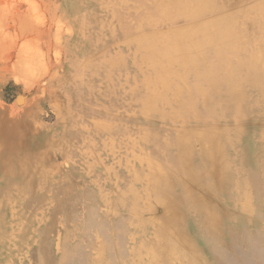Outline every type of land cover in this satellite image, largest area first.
<instances>
[{
	"label": "rangeland",
	"instance_id": "obj_1",
	"mask_svg": "<svg viewBox=\"0 0 264 264\" xmlns=\"http://www.w3.org/2000/svg\"><path fill=\"white\" fill-rule=\"evenodd\" d=\"M80 1L0 0V115L11 120L22 116L33 127L24 137L25 146L6 161L7 179L4 174L0 177V264H31L36 250L57 252L71 232L87 234L86 222L91 218L80 209L84 206L86 212L88 203L97 199L90 195L89 183L106 188L116 215L133 214V264H214L204 241L213 236L221 241L225 233H211L201 201L219 214L226 213L221 231L228 229L229 252L243 255L249 243L241 238L257 239L258 225H264L254 211L259 204L253 189L241 191L250 203L243 210L245 199L236 185L243 161L254 166L252 153L264 179V97L247 86L238 107L241 117L233 118L236 106L226 99L223 87L213 94L202 85L210 99L207 106L195 89L194 70L183 59L168 61L173 30L218 12L200 21L172 23L174 10H159L138 25L133 9L137 1L146 0H125L118 16L108 0H84L119 30L120 55L99 70L98 80L91 85L95 95L110 100L100 104L78 96L83 65L97 54L99 60L112 57L113 44L91 53L84 50L85 43L79 42L77 26L70 20L87 15L88 6ZM259 1L264 0L241 2L238 11ZM224 11L231 9L219 14ZM242 26L241 40L257 46L258 36L248 37L252 26ZM152 45L159 51L154 58ZM163 46L169 48L164 51ZM191 52L200 54L194 48ZM92 120L101 123L99 130ZM211 130L226 146L224 155L233 175L222 189L208 178L199 179L208 164L197 136ZM262 182L260 189H264ZM173 200L176 209L169 205ZM176 210L181 217L174 216L166 227L169 212ZM103 228L94 230L99 233L92 239L96 258L107 243ZM111 237L115 241L118 236L111 233ZM163 239L172 240L164 246Z\"/></svg>",
	"mask_w": 264,
	"mask_h": 264
},
{
	"label": "bare ground",
	"instance_id": "obj_2",
	"mask_svg": "<svg viewBox=\"0 0 264 264\" xmlns=\"http://www.w3.org/2000/svg\"><path fill=\"white\" fill-rule=\"evenodd\" d=\"M244 1L249 0H176L174 3H171L169 0H146L145 3L137 1L136 8L133 9V17H137L140 21H135V24L138 23V25H140L139 23L148 22L152 19V16H155L156 11L159 10H162V13H165L164 11L174 10L175 15L169 19L172 23L181 20L191 22L200 21L205 15L218 12L211 18L173 30L169 36L174 45L172 46L173 50H168L170 52L168 61L170 64H173L176 62L177 58L183 59V62L194 70L193 75L197 82L195 89L198 94L202 96V101H204V104L207 106H210L208 91H211L213 94H219L220 88L223 87V90H225L224 94L227 95L226 99L236 106L237 111L234 113L233 118L241 117L239 116L240 108L238 111V107H240V101L243 102L245 99L244 93L247 92V86L250 91L255 92L258 96L264 97V1L257 2L254 7L238 11L240 9L238 6L239 3H245ZM80 3L84 4V6L87 5L84 0H81ZM108 4L112 7L113 14L118 16V7L125 6V0H108ZM84 6L80 5V7ZM88 9L87 15H85V17L83 16L82 19L78 16H74L70 19L71 22L77 26L79 42L83 40L85 43L83 48L88 53L94 50L98 51L102 45L106 46L108 42H111L110 44H113L111 50H114L112 52L114 55L107 59L99 60L97 59V54L96 57L93 56L88 62L84 63L82 86L81 89L78 90V96H82L88 101L93 100L100 104L105 101L106 104L110 100L95 95L91 91V85L98 80L100 76L98 74L99 70L103 69L110 59L116 60L120 55L121 48L117 41L119 30L114 22L111 23L107 18L105 19L106 16L103 17L104 14L102 16V12L96 11L97 8L94 10L90 9L88 6ZM224 9H231V11H224L219 14V11ZM245 15L246 19H244ZM79 18L81 19L80 22ZM244 23L252 26L251 32L248 35L249 38L258 36L259 43L257 46L250 47L246 42L241 40L245 31L242 26ZM125 28L130 30L128 26H125ZM127 30H124V32L127 33ZM249 38L248 40L250 41ZM166 48H169V46H163L162 50L165 51ZM191 48L196 49L200 54L194 55L191 52ZM149 50L153 58L159 53L155 45H152ZM206 50L210 53L207 56ZM175 52H177V54H175ZM101 55H99V58L104 56ZM212 57L214 58L213 60L210 59ZM81 58L82 57H80V59ZM152 60L153 63H157L156 59ZM202 85H207L208 91L204 90ZM84 86L87 89L86 92H84ZM20 102L24 103L25 99H21ZM92 122L94 129L96 131L99 130L101 123L97 120H92ZM238 129L239 126L235 128V130ZM235 130L234 134H236ZM32 131V125L28 124L22 116L11 120L5 118L4 115H0L1 178L4 174L3 178L7 179L6 172L8 173V171L5 172L6 161L8 158L20 152L25 146L24 137L31 134ZM206 131L200 132L197 136V139H200L203 146V154L206 156L208 164L203 171V176H200L199 179L204 180L208 178L216 189L221 186L222 189L226 183L233 178L229 158H226L224 155L226 146L225 144L223 145L222 142H219V137H217L218 132H216V130H211L210 132ZM36 155L37 154H35V157ZM254 156L255 155L252 153V157L254 158L253 167H248L244 164L245 161H243V167L240 166L238 168L240 171H238L239 179H237L236 185L239 194L244 196L245 199V202L241 204L243 210L249 209L250 203L246 200V192L242 193L241 191H247L246 187L249 186L253 189V198L259 204L258 210L255 208L254 211L256 210V216L259 220L260 218L264 220V209L262 206L264 189H260L264 179L260 178V169L258 167L257 158ZM263 170L264 159L262 172ZM89 186L90 195L97 199L94 198L96 199L94 203H88L86 212H84V206H81L80 209L81 214L86 213L87 219L91 218L89 219L91 221L87 220L86 222V225L90 227L87 234H78L75 233V231L71 232L69 238L62 242V246L57 252H53L52 250L46 252L42 249L36 250L32 255L31 264H133V248L131 245L133 243V214L116 215L110 206L111 201L108 198L106 188H101L100 185L97 186L92 183H89ZM6 188L8 189V187ZM237 189L236 191H238ZM170 204L171 206L174 205L175 209L178 208L175 200L169 203V205ZM200 204L206 216L207 225L211 229V233L217 235L225 233L224 239L221 241H217L215 239L216 236L214 237L213 234V238L204 241V249L214 264H264V225H258L257 239L250 240L246 235L241 238V240H245L244 242L249 243V247H247V251L243 253V255L238 256L229 252L227 240V238H229V233H227L228 229L225 230V232L221 231L223 229L222 224L227 216L226 213L219 214L215 212L209 203L201 201L199 202V205ZM93 208H95V212ZM168 216H170V218L166 223V227H170V223L174 216L175 218L181 217L179 210H176V213L170 211ZM238 222L239 221H235L234 223L239 224ZM102 226L104 227L103 230H105V239L107 243H105V247H103L102 254L96 258L97 256L94 257L93 255L94 247L92 243L94 242H92V239L95 235L99 234H95L94 230L96 231ZM103 230H101V232H104ZM171 232L174 237L178 236L176 232L172 230ZM111 233L118 236L115 241H113ZM184 236V242H186L188 237L186 235ZM87 237L91 239L90 243L86 242ZM172 239L169 241L163 239V245L168 246ZM109 242L113 244L111 245ZM153 255L155 257V251Z\"/></svg>",
	"mask_w": 264,
	"mask_h": 264
}]
</instances>
